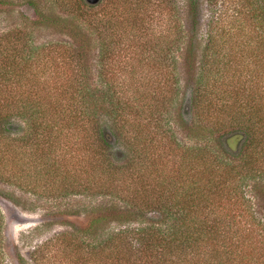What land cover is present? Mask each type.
I'll use <instances>...</instances> for the list:
<instances>
[{
    "label": "trees",
    "instance_id": "1",
    "mask_svg": "<svg viewBox=\"0 0 264 264\" xmlns=\"http://www.w3.org/2000/svg\"><path fill=\"white\" fill-rule=\"evenodd\" d=\"M50 1L99 37L104 78L102 60L122 36L113 14L88 11L87 0ZM137 21L127 19L126 35L148 66L130 69L129 83L89 84L77 38L35 45L24 31L0 34V91L14 86L0 98V180L107 198L85 213L81 232L91 241L61 235L75 264H264V222L245 190L264 187V0H163V40ZM46 61L69 78L28 81ZM172 120L198 128L195 144L176 142ZM65 145L82 152L72 167L58 155Z\"/></svg>",
    "mask_w": 264,
    "mask_h": 264
},
{
    "label": "rangeland",
    "instance_id": "2",
    "mask_svg": "<svg viewBox=\"0 0 264 264\" xmlns=\"http://www.w3.org/2000/svg\"><path fill=\"white\" fill-rule=\"evenodd\" d=\"M25 1L0 0V34L16 33L17 30L24 31L28 36L27 38L35 45L47 42L73 43L77 38L76 43L85 48L84 61L81 62L80 66L91 69L90 76L85 78L91 85H99L105 80L113 79L120 83H129L133 80L129 72L130 69L135 68L137 64L147 63L145 58L144 61L140 60L144 56L141 54V47L133 45L131 36L128 38L126 35V33H131L128 31L129 28L125 27L128 18L138 19L137 22L143 24L144 29L142 30H145V33L154 38L159 36L161 37L160 40H163V0H147L142 8L136 6L134 2L130 4L124 0H98L95 3L85 1L89 7L86 8V6L85 9L90 12L99 15L104 14L107 17L106 14L110 11L119 26L118 35L122 33V36H119L120 44L117 45L114 55L102 60L107 66L106 70L108 69L110 72L107 71L106 76L102 78L96 75L99 68L98 64H100L98 59L99 37L97 38L96 33L90 27H85L84 22L75 17L70 8L65 5L55 4L50 0H34L36 7L38 6L44 15L49 16V18L41 19L35 13L34 7ZM57 17L59 20L55 21L54 19ZM139 54L141 56L138 59ZM51 56L54 57L53 54ZM59 63L58 65H60ZM47 66L45 72L37 73L35 76L31 73L26 75V79L31 83L42 84L45 81H62L69 78L65 76L68 70L49 66V64ZM147 66L148 64L145 65V67ZM65 68H67L66 64ZM138 77L140 78V76ZM138 77L137 79H139ZM13 89L14 86L9 85L6 91L1 90L0 98H6ZM191 115L193 116L192 113ZM17 121L21 124V121ZM190 123L188 124L189 127L191 126ZM172 127L176 142L183 145L195 144L197 138L193 132L198 128L189 131L180 127V124H176L174 120H172ZM69 149L66 145L62 146L60 154H58L63 158L66 167L75 165V162H78L82 156L81 151H76V153ZM71 154L75 156H71ZM80 179L82 180V178ZM260 185H264V178L261 179ZM245 190L246 195L250 198L248 204L251 211L257 219L264 222V187H261L256 194L250 187H245ZM9 195L10 197L12 195L15 200L9 199L7 197ZM106 199L96 190L95 193L92 192L91 194H83L79 190L65 192L54 188L50 183L49 186L42 185L32 190L29 187L19 188L11 182L0 180L1 263L35 264L34 259L40 257L47 258L46 261L50 258L49 264H75L74 257L78 255L70 256L73 251L65 248L64 243L61 244L63 241L61 235L69 232H77L80 236L83 235L81 230L86 225L85 213L89 208L102 204ZM114 202L123 205L118 199H114ZM135 223V221L131 222V224ZM109 225L110 228L118 227L116 222H110ZM101 232V226H98L93 233V241L98 242L100 240ZM87 237L86 234L84 238ZM85 256H88L86 252ZM79 257L84 258V255H79ZM76 262H80V259Z\"/></svg>",
    "mask_w": 264,
    "mask_h": 264
},
{
    "label": "water",
    "instance_id": "3",
    "mask_svg": "<svg viewBox=\"0 0 264 264\" xmlns=\"http://www.w3.org/2000/svg\"><path fill=\"white\" fill-rule=\"evenodd\" d=\"M89 3H95L97 2L98 0H87Z\"/></svg>",
    "mask_w": 264,
    "mask_h": 264
}]
</instances>
